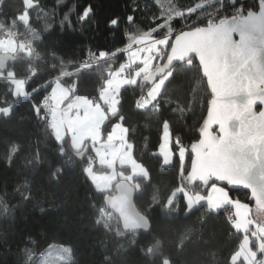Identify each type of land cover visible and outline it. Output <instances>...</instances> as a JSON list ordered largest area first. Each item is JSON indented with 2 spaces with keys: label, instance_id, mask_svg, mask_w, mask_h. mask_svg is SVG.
I'll return each instance as SVG.
<instances>
[{
  "label": "trees",
  "instance_id": "16d2710c",
  "mask_svg": "<svg viewBox=\"0 0 264 264\" xmlns=\"http://www.w3.org/2000/svg\"><path fill=\"white\" fill-rule=\"evenodd\" d=\"M258 1L0 0V38L14 33L18 47L27 43L14 53L19 61L0 71V107L10 108L0 113V264H37L52 243L69 245L74 255L59 264H264V238L261 245L257 239L251 242L253 262L233 260L244 234L228 215L231 205L211 210L203 203L188 209L183 194L167 205L171 194L188 183L190 148L199 139L212 98L196 59L167 71L171 75L159 97L145 106V95L156 82L142 78L165 62V53L135 84L121 89L118 112L102 126L106 138L122 122L136 160L147 170V176H133L131 184L136 207L150 222L148 232L124 231L105 203L123 179L118 177L109 190L98 189L86 172L91 147L79 160L70 138L60 142L50 123V92L56 83L69 88L71 96L103 104L101 89L140 36L171 35L173 41L179 31L203 26L221 6L228 13L211 16L214 21L233 16V10L256 9ZM24 13L27 21L20 19ZM15 77L25 80L26 97L15 95ZM166 123L175 152L169 165L159 152ZM183 151L187 158L181 172ZM213 183L190 188L206 193ZM223 186L251 206L256 223L264 224V210L254 206L246 190Z\"/></svg>",
  "mask_w": 264,
  "mask_h": 264
},
{
  "label": "snow or ice",
  "instance_id": "6c2138e0",
  "mask_svg": "<svg viewBox=\"0 0 264 264\" xmlns=\"http://www.w3.org/2000/svg\"><path fill=\"white\" fill-rule=\"evenodd\" d=\"M202 39L214 99L201 145L237 170L251 168L264 159V13H249Z\"/></svg>",
  "mask_w": 264,
  "mask_h": 264
},
{
  "label": "crops",
  "instance_id": "0c3cea01",
  "mask_svg": "<svg viewBox=\"0 0 264 264\" xmlns=\"http://www.w3.org/2000/svg\"><path fill=\"white\" fill-rule=\"evenodd\" d=\"M166 37L160 40L156 39L157 41L154 40L147 46L145 45V47L139 45L133 46L131 50L128 49L129 52H125V61L112 73L100 91L99 97L103 104L95 102L88 96H71L70 89L60 83H56L50 92L52 106L50 123L57 139L63 142L69 137L71 145L78 151L82 150L87 143L90 144L92 150L90 158L93 157L96 163L89 164L86 172L100 190H109L112 188L113 183L118 177L132 182V178L135 175H148L145 167L134 156L133 145L128 140L126 126L122 122H117L107 134L106 138L103 136L102 126L109 115L118 112L121 89L127 85L135 84L141 75L151 70L153 64L161 60L164 54V51L161 53V50H163L162 46L167 42ZM138 39L139 42H147L149 40L148 36H143ZM11 80L14 84L15 95L26 97L25 80L16 77ZM160 89L157 90L155 95L153 93L150 96V91L148 92V99H151V104H148L150 101L147 100L145 106L153 105L157 100L156 96ZM1 111L8 114L10 108L0 107V113ZM164 130L163 138L168 136L172 145V134L169 124H165ZM159 152L165 161V153L162 151ZM182 153L180 152V156L183 155ZM174 155L175 152L172 149L168 160L172 162ZM168 160L164 163H171L167 162ZM95 166L104 170H96ZM126 168L129 170H126ZM181 192L184 193V189H181ZM235 256H233V260H237ZM250 257L253 262L255 258L251 253Z\"/></svg>",
  "mask_w": 264,
  "mask_h": 264
},
{
  "label": "water",
  "instance_id": "95a60500",
  "mask_svg": "<svg viewBox=\"0 0 264 264\" xmlns=\"http://www.w3.org/2000/svg\"><path fill=\"white\" fill-rule=\"evenodd\" d=\"M249 13H252L253 17L261 16L264 13V0L258 1L257 9L249 10L241 17L247 18ZM241 17H225L206 26L181 31L174 38L165 62L150 71L142 80L154 84L174 65L187 62L191 58L196 59L201 66L203 77L207 80L212 93L207 114L202 124V127H204L206 122L212 119L210 112L213 107L211 102L214 99V93L205 71L206 57L203 54L204 42L202 38L210 36L216 29ZM233 37L238 39V34L234 33ZM18 61L19 58L15 54L0 51V71H7L11 65ZM239 99L242 101L243 97ZM260 110L261 106L258 104L256 111L259 112ZM235 126V123H233L234 129ZM89 149L90 146L88 144L85 145L82 150L75 153L76 157L79 160H83L88 155ZM190 152L192 159L188 174L189 185L192 186L197 183L209 185L212 182H216L217 184L228 185L232 189H243L249 193L254 206L260 210H264V159L251 168L237 170L232 165L217 159L216 154L211 148L202 147L201 136L191 145ZM135 194L136 188L129 181L122 180L116 185L115 193L106 197V207L120 218L122 227L126 233L148 232L150 231V222L136 207L134 201Z\"/></svg>",
  "mask_w": 264,
  "mask_h": 264
},
{
  "label": "rangeland",
  "instance_id": "374dc122",
  "mask_svg": "<svg viewBox=\"0 0 264 264\" xmlns=\"http://www.w3.org/2000/svg\"><path fill=\"white\" fill-rule=\"evenodd\" d=\"M220 8H224V6H221ZM257 8H258V6H257ZM215 12H216V14H219L221 16H226V13H228V12H225V8L223 9V11L216 10ZM244 14L242 13V16ZM20 19L23 20V21H27L28 20V13L22 14L20 16ZM212 20L214 21V19H212ZM212 23H210V24H212ZM206 25H208L207 22H205L203 24V26H206ZM180 32L181 31H179L178 34ZM12 34H14V33L9 34V36L11 38H9V37L0 38V51L5 52V53H13L14 54V53H16L18 51L19 47L21 49H25L27 43H25V42L22 41L21 44L18 47L17 41L14 40V39H12V38H14L12 36ZM143 36H148L149 40H147V42H141V41L139 42V39H137L136 41H138V44L135 45V46H138L139 45V46L145 47V45L147 46L148 44H150V42H152V41H154L156 39L160 40L161 38H164V37L154 38L151 35H143ZM143 36H140V37H143ZM166 38H167V42L164 45L162 44L163 45L162 46V49L163 50H161V53H163V51H164V54L165 53H169L170 48L172 46V42H173L171 40V35L167 36ZM157 43H160V42H157ZM158 45H160V44H158ZM132 47L133 46H130V47H128V49L131 50ZM129 50L127 52H129ZM158 59L160 60V58H158ZM191 59H193V58H191ZM191 59H189V60H191ZM156 64H153V66L156 65ZM170 75H171V71L168 72V73H166V74H164L162 77H160L156 81V83L153 85L154 87L152 86V89L150 90V96L153 95V93L155 95V93L157 92L158 89H160V88L162 89V86L164 85L165 81L170 77ZM161 89H160L158 95L156 94L157 95L156 98L159 97V94L161 92ZM145 96L147 97V95H145ZM147 100L150 101L148 104H151V99L149 98ZM167 125H168V123H167ZM160 148H161V150L159 149V151L164 152L165 155H166L165 161L168 160L169 159V154L172 153V145H171V141L168 138V136L162 138V142H161ZM179 150H184V149H179ZM182 154L183 155L180 156L181 159H182L181 172L183 171V167L185 165V161H186V158H187V151H183ZM183 156H184V158H183ZM167 162H171V161L168 160ZM92 163H96V161H95V159L93 157L89 159V164H92ZM171 163H169V164H171ZM189 169H190V165H189ZM188 174H189V171H188ZM121 179H123V178H121ZM188 180H189V178H188ZM190 187H191V185H189V182L186 183V184H182L178 189H176L171 194L170 199H169L167 205L170 206L171 203H172V201L175 199V196L176 195H180L182 193L181 192V189H184V191H185L182 194L186 198L187 204L189 206L188 209H193L194 207H196V206H198L200 204H203V203H207L208 207L211 210H219V209L223 208L226 205H231L228 208L229 209L228 210V215L229 216H232V217L234 216V218L232 219V222H233L234 226L238 230H240L241 232H243V234H244L243 241L241 243V248L235 254L236 255L235 257L237 259H239L241 257H244L245 260L248 263H249V261H251L250 253L255 258L256 257V254H255L256 252L251 248V242H252L253 239H257L259 245L262 244L263 238H264V224H258V223H256L253 220L251 206L248 205L245 202L240 201L237 198H234L230 194L228 188L225 187V186H223V185H221V184L213 183L210 186L208 192H206V193L200 192V191L193 192ZM173 208H174V206L172 205V207L171 208H168V210H166V212L169 213V214H173V212H174V211H172ZM73 259H74V255H73V253L71 251V247L69 245L62 244V243H52L45 250H43L39 254V258H38V263L37 264H59V263H63V262H67V261L73 260ZM167 263H168V261H166V264ZM257 264H258V262H257Z\"/></svg>",
  "mask_w": 264,
  "mask_h": 264
},
{
  "label": "built area",
  "instance_id": "2783aa9c",
  "mask_svg": "<svg viewBox=\"0 0 264 264\" xmlns=\"http://www.w3.org/2000/svg\"><path fill=\"white\" fill-rule=\"evenodd\" d=\"M223 9L224 8H220L219 10H221V11H223ZM242 11L241 10H233V16H235V17H240V16H242ZM216 13H212L209 17L207 16V20H206V22H207V24H210V23H212V22H214L213 20H212V18H211V16H214ZM244 14V13H243ZM12 36L14 37V35L12 34ZM145 100H147L148 99V97H146L145 96ZM45 103H46V101H44ZM143 104V101L142 100H140L139 102H138V105H142ZM48 114L50 115L51 114V111H49L48 112ZM178 149H182V145H178Z\"/></svg>",
  "mask_w": 264,
  "mask_h": 264
}]
</instances>
